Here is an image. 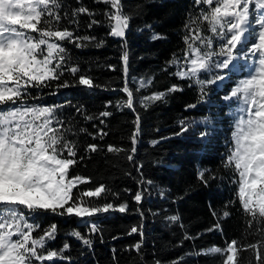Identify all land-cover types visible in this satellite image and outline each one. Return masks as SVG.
<instances>
[{
  "label": "snow or ice",
  "instance_id": "snow-or-ice-1",
  "mask_svg": "<svg viewBox=\"0 0 264 264\" xmlns=\"http://www.w3.org/2000/svg\"><path fill=\"white\" fill-rule=\"evenodd\" d=\"M102 2L111 9L104 13L109 21V34L123 38L130 16L124 13L121 0ZM194 3L200 11L195 16L190 15L185 23V51L182 56L169 61L170 67L177 68L175 75L192 80L203 101L208 87L217 81L223 82L236 61L251 63H246L248 74L236 81L223 97L224 101L236 105L231 113L232 146L225 154L223 164L238 175V180H234L238 185L236 197L229 201L222 213L212 211L217 219L215 224L195 236L185 233L184 240L194 241L211 232L222 234L219 217L228 218L231 213L227 208L239 203L248 216L250 228L257 229L256 233L250 234L260 236L259 241L247 245L255 256L249 264H264V0H194ZM81 14L90 18L94 16L84 6L65 11L64 0H0V264H48L57 257L69 259L64 256L70 248L68 243L59 250L47 249V244L56 238L58 229L55 223L42 229L36 222L41 214L81 218L89 226V231L95 233L99 231L96 221L102 215L129 210L128 202L120 201L119 194L103 183L82 194L73 192L86 178L71 175L70 169L82 163L85 156L79 155L81 145L78 139L70 137L87 134L93 139H103L107 133L102 128L95 134L89 133L87 128H79L77 132L71 115L66 116L61 110L74 108L85 120L99 119L101 124L112 113L105 110L98 116L89 115L83 105L44 102L45 96L57 95L61 89L83 86L89 91L113 90L108 85L95 83V77L82 71L69 55L66 45L79 49L96 41L94 36L79 34L78 18ZM99 23L90 19L88 28ZM151 27L146 26L149 30ZM152 38L164 37L154 34ZM252 38L254 42L249 46ZM102 44L103 41H99L95 46L99 48ZM122 59L127 74L126 52ZM202 76L209 78L201 79ZM151 83L150 78H142L139 88ZM176 90L178 86L173 85L168 92ZM122 91L127 94L123 103L133 108L135 94L127 80ZM167 94L153 92L140 103L147 107L163 101ZM111 104L109 101L105 107ZM211 120L210 116L203 118L206 123ZM195 123L179 121L181 132L176 135L187 132ZM135 125L130 138L131 153L136 152L141 131L139 115ZM199 135L204 138L209 133L205 131ZM157 142L153 141V144ZM101 150L102 146L96 143L84 148L85 154ZM107 151L127 150L108 145ZM127 159L133 160V155H127ZM204 176L202 172L200 178L207 183ZM109 196L117 202L113 203ZM84 197H99L104 202L86 201ZM142 198L140 191L133 196L137 203ZM168 219L175 223L180 218L172 216ZM38 230H42V234ZM139 231L136 227L131 229L132 233ZM71 235L85 245L92 243L89 236L79 231H73ZM184 240L179 246H183ZM240 243L233 239L224 247L210 245L195 254L211 259L222 256L226 258L220 264H238L236 256ZM141 246L142 241L133 247L139 251ZM183 261L182 256L172 264H183ZM154 264H161V261L156 260Z\"/></svg>",
  "mask_w": 264,
  "mask_h": 264
},
{
  "label": "trees",
  "instance_id": "trees-1",
  "mask_svg": "<svg viewBox=\"0 0 264 264\" xmlns=\"http://www.w3.org/2000/svg\"><path fill=\"white\" fill-rule=\"evenodd\" d=\"M121 4L124 13L130 16L123 38L109 34V21L104 13L111 10L110 5L102 0H64L65 11L84 6L94 13L91 18L86 14L79 16L78 31L81 36L96 37V41L79 49L66 45L69 55L82 71L95 77V83L108 85L113 90L89 91L83 86L61 89L57 95L45 96L44 102L83 105L89 115L98 116L105 110L112 113L101 124L99 119L85 120L74 108L61 110L66 116L71 115L77 125L75 131L87 128L89 133L95 134L102 128L107 133L103 139H93L87 134L70 137L78 139L81 145L79 155L85 156L82 163L70 169L71 175L86 178L73 192L82 194L103 183L119 194L120 201L128 202L129 210L102 215L96 221L99 231L95 233L89 231V226L81 218L41 214L36 222L42 229L53 223L58 229L56 238L47 244V249L59 250L64 243L70 245L64 252L68 260L57 257L48 264H154L156 260L161 264H172L182 256L183 264H220L226 257L211 259L195 253L210 245L224 247L233 239L241 242L236 256L238 264H249L255 256L247 245L259 241L260 236L250 234L256 233L257 229L250 228L248 216L239 203L227 208L231 213L228 218L219 217L222 234L206 233L194 241L184 240V235L195 236L215 224L217 219L212 211L222 213L229 201L236 197L238 185L234 180H238V175L223 167L225 154L232 146L231 113L236 105L224 101L223 97L236 81L248 74L246 63L251 61H236L228 77L209 86L207 97L201 101L194 82L178 78L175 75L177 68L169 66L173 57L183 55L187 34L185 23L190 15L195 16L200 11V7L194 0H121ZM90 19L101 23L88 28ZM147 25L152 26L150 30ZM154 34L164 38L153 39ZM99 41L103 44L97 48L95 45ZM252 42L254 38L250 39L249 46ZM125 52L128 55L127 74L122 59ZM142 78H150L152 83L139 88ZM125 80L135 94L133 108L123 103L127 95L122 91ZM173 85H177L178 90L168 92ZM153 92L168 94L163 101L143 106L140 100ZM109 101L112 104L106 108ZM190 105L195 107L190 108ZM137 115L141 131L136 152L131 153L130 138ZM207 116L212 118L211 123L203 122ZM181 120L196 123L187 132L176 135L181 132ZM205 131L209 135L201 138L199 134ZM153 141L158 142L153 144ZM91 143L101 145L102 150L85 154L84 148ZM108 145L127 151L110 153ZM127 155H133V160L129 161ZM202 172L207 183L200 178ZM137 191L143 193L139 203L133 199ZM109 199L117 202L111 196ZM84 200L104 202L99 197H84ZM172 216H178L179 222H171L168 218ZM133 227L140 231L132 233ZM38 231L42 234V230ZM73 231L89 236L91 245L72 236ZM182 240L181 247L179 242ZM141 241V249L137 251L133 246Z\"/></svg>",
  "mask_w": 264,
  "mask_h": 264
},
{
  "label": "water",
  "instance_id": "water-1",
  "mask_svg": "<svg viewBox=\"0 0 264 264\" xmlns=\"http://www.w3.org/2000/svg\"><path fill=\"white\" fill-rule=\"evenodd\" d=\"M123 89V88H122Z\"/></svg>",
  "mask_w": 264,
  "mask_h": 264
}]
</instances>
